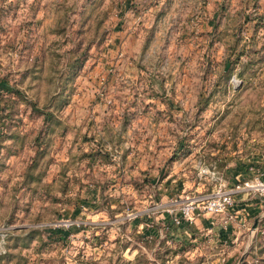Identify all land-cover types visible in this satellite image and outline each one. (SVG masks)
I'll return each instance as SVG.
<instances>
[{"label": "rangeland", "instance_id": "1", "mask_svg": "<svg viewBox=\"0 0 264 264\" xmlns=\"http://www.w3.org/2000/svg\"><path fill=\"white\" fill-rule=\"evenodd\" d=\"M208 171L264 179V0H0V264H264L262 195L171 220Z\"/></svg>", "mask_w": 264, "mask_h": 264}, {"label": "built area", "instance_id": "2", "mask_svg": "<svg viewBox=\"0 0 264 264\" xmlns=\"http://www.w3.org/2000/svg\"><path fill=\"white\" fill-rule=\"evenodd\" d=\"M198 165H200L199 162ZM199 167L200 172L205 171L201 166ZM209 173L216 182L215 190L210 193L191 196L184 199L176 207L169 208L168 213L173 222H176L179 217L188 220L200 214L224 213L233 206L234 195L240 192L244 194L257 193L264 198V179L259 177L242 179L233 183L231 187L225 188V182L214 171Z\"/></svg>", "mask_w": 264, "mask_h": 264}]
</instances>
